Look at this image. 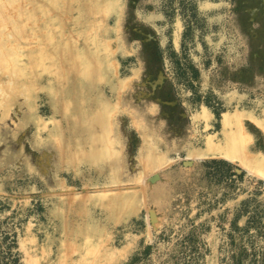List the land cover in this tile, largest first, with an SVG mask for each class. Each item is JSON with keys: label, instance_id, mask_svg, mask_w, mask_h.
I'll use <instances>...</instances> for the list:
<instances>
[{"label": "rangeland", "instance_id": "obj_1", "mask_svg": "<svg viewBox=\"0 0 264 264\" xmlns=\"http://www.w3.org/2000/svg\"><path fill=\"white\" fill-rule=\"evenodd\" d=\"M0 264H264V0H0Z\"/></svg>", "mask_w": 264, "mask_h": 264}, {"label": "bare ground", "instance_id": "obj_2", "mask_svg": "<svg viewBox=\"0 0 264 264\" xmlns=\"http://www.w3.org/2000/svg\"><path fill=\"white\" fill-rule=\"evenodd\" d=\"M64 94H65V93H64ZM77 94H78V93H77ZM67 95H68V94H67ZM77 97H78V96H77ZM79 98H80V97H79ZM79 98H78V99H79ZM79 100H80V99H79ZM76 102H78V101H76ZM78 103H80V102H78ZM78 106H79V105H78ZM79 108H80V107H79Z\"/></svg>", "mask_w": 264, "mask_h": 264}, {"label": "water", "instance_id": "obj_3", "mask_svg": "<svg viewBox=\"0 0 264 264\" xmlns=\"http://www.w3.org/2000/svg\"><path fill=\"white\" fill-rule=\"evenodd\" d=\"M154 179H151V181H153ZM153 216V215H152Z\"/></svg>", "mask_w": 264, "mask_h": 264}, {"label": "trees", "instance_id": "obj_4", "mask_svg": "<svg viewBox=\"0 0 264 264\" xmlns=\"http://www.w3.org/2000/svg\"><path fill=\"white\" fill-rule=\"evenodd\" d=\"M213 163V162H212Z\"/></svg>", "mask_w": 264, "mask_h": 264}]
</instances>
